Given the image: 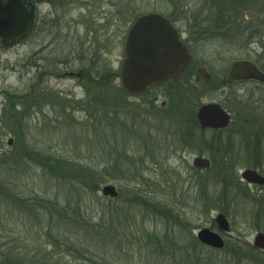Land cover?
<instances>
[{
    "label": "rangeland",
    "instance_id": "374dc122",
    "mask_svg": "<svg viewBox=\"0 0 264 264\" xmlns=\"http://www.w3.org/2000/svg\"><path fill=\"white\" fill-rule=\"evenodd\" d=\"M38 1L39 20L50 18L53 8L47 2L49 0ZM60 1L64 2L58 5L54 17H60L61 25L54 36H42L40 30L37 35L34 30L27 40L13 47L4 48L0 45L1 156L7 157L13 151L17 152L19 145L25 142L37 150L74 160L84 167L103 169L109 166V150L118 149L120 146L129 151L124 161L132 167L127 164L132 170V175L123 179L109 177L101 184L100 190L105 184L117 187L121 198L118 197L113 205H126L129 193L143 191L161 202L168 203L173 211L187 219L188 224L184 230L177 227H174L175 231L171 229L175 237L180 236L182 240L188 241L191 237L189 235L196 236L202 228L216 230L213 226L214 218L223 211L205 210L203 197L206 194L204 192H207L206 196L219 195L221 187L216 182L219 174L224 176L226 173L208 167L198 174L196 170L199 169L193 165V157L203 151L209 153L207 150H211L212 132L201 133L193 124H188L185 118L192 114L184 113L185 111L172 113L170 106L169 109L168 106L165 107L168 103V85L156 86L144 95L124 96L120 79H113L114 72H119L121 68L124 54L121 46L116 47V44L121 38L125 41L126 34L138 15L157 12L171 17L174 24L183 31V38L190 39L194 70L205 67L212 76L210 83L205 84L206 87L202 90L204 95L200 103L216 102L248 116L252 114L251 109L262 114L264 106L262 104L259 109L258 102L252 103L250 108L247 102L243 103V96L254 92L255 100H262L264 85L244 82L227 86L221 84V80L234 60L247 57L253 60L262 53L264 38L248 40L245 27L239 29V26L231 31L217 29V33L220 31L219 34H223L213 35V12L216 11L206 0ZM71 1L73 3H70ZM239 16L241 20H247L246 25H264V12L254 14L253 9H245L241 15H237ZM70 22L73 23L72 26ZM47 23L46 20L44 27ZM203 30L206 35L200 37L201 34L197 33H202ZM91 39H95V43H105L107 47L106 54H97L103 61V67L94 61V67L86 68L82 80L60 76L65 71V64L74 71L90 64L89 58L93 50L89 49L94 47ZM57 42L59 48L64 51L58 57L51 53L54 46L50 45ZM42 44L48 45L50 50L41 48ZM98 46L97 44L95 48H99ZM72 52L75 54L72 55ZM94 74L98 77L95 82L88 76L92 77ZM194 76L191 79L195 83ZM85 78L88 79L85 81ZM90 80L92 85L102 87L105 94H102L101 98L105 101L98 99L99 89L91 88ZM195 85L198 86L196 83ZM196 94L195 92L192 97ZM92 97L97 98L94 102L96 105L86 103L84 106L83 103ZM148 101L155 102V108H152L151 104H144ZM239 101L242 103L238 104ZM110 104L117 112V126L111 133L108 127H102L103 131L100 129L99 136L95 134L91 123L97 119L101 120L103 110ZM96 106H103V112L93 118L88 112L92 107L97 110ZM184 126L190 129L188 135ZM230 138L231 136L228 138L231 141ZM186 145L188 147L185 148ZM253 161L251 150L250 156L240 159L235 172L239 181L245 185L243 189L246 195L248 192L255 197H262L263 187L241 181L240 178L241 171ZM15 167L14 170L10 163L0 164V183L5 181V185L0 184V257L20 254L31 260H40L42 264H170L166 260L167 257L151 255L146 249L149 244L142 241V246L138 247V244L130 242L129 238H125L122 243L120 241L123 244L121 246L116 238L113 241H103L100 238L88 240V236L82 233L78 243L83 249L81 253L67 249L65 245L70 242L69 238L63 241L65 245L63 242L56 244L48 234L49 230L53 233L55 228L50 229L49 217L40 216V210L38 213L33 210L34 199L45 197L54 200L59 197L60 202H65V197L70 195L74 199L77 193L74 184L58 181L44 173L36 163H31L25 174L22 173L21 166ZM134 170L139 174L135 176ZM139 175L142 178L136 179ZM197 179L204 185L203 191H200ZM227 188L228 198H233L234 201L228 208L229 213L223 212L230 220L232 230V235L225 238L226 245L231 248L235 239L252 244L256 233L264 231V219L260 218L261 223H258L261 229L255 228L257 218L253 214L254 203L250 201V197L247 198L244 193L240 194L241 191L238 188L236 191L234 186ZM100 190L97 195L87 197V211L83 209L84 214L93 218V223L99 222L100 211L105 205L112 204L109 202L110 198L102 195ZM20 197L28 199L27 204L20 201ZM73 204L75 205L74 202ZM129 215L140 226H148L161 234L166 231L167 225L164 221L145 215L139 208L131 207ZM71 230L63 229L61 232L64 233L63 236H69ZM143 247L146 250H143ZM224 254L219 253L220 256Z\"/></svg>",
    "mask_w": 264,
    "mask_h": 264
},
{
    "label": "trees",
    "instance_id": "16d2710c",
    "mask_svg": "<svg viewBox=\"0 0 264 264\" xmlns=\"http://www.w3.org/2000/svg\"><path fill=\"white\" fill-rule=\"evenodd\" d=\"M243 1L245 2L243 3ZM206 2L216 11V13L213 12L215 17V22L212 24L214 27L213 35L223 34H219L220 31L217 33V29L231 31V29H237L239 26V29L245 27L244 31H246V34L248 35V40H254L255 38L261 40L264 38L263 24L246 25L247 20L243 18L241 20V16L237 17V15H241L242 10L245 9H253L254 14L264 12V0H206ZM231 7L233 8L231 9ZM218 11H221V13ZM237 20L241 21L238 22ZM261 51L262 53H259L254 57L253 61L259 64L264 70V45ZM192 69L193 65L189 68L185 78H188L187 76L191 74ZM204 87L206 86L199 87L194 83L188 84V79L187 81L183 79L182 82L178 81V83H169V93L167 96L168 103L165 107L168 106V109L171 107L172 109L170 111L172 113L185 111L184 113L192 114V116L189 115L190 117H186L185 120L188 124L193 122L198 129L199 125L195 120V114L196 108L201 104L200 101L204 95V93H202ZM121 90L123 95H127V92L124 89L121 88ZM195 92L197 93L196 96L192 97ZM98 96H100V94H98ZM243 98V103L247 102L246 104L250 106V108L252 103L258 102L259 109H261L260 107L262 104L264 106V93L262 94V100L258 101L255 100V95L253 94H247L246 96H243ZM106 101L109 102L108 100ZM154 103L155 102L153 101H148L144 104L148 106L151 104L152 108H155ZM241 103V101L238 102V104ZM102 107L103 106H96L97 110L90 112L92 116H98L99 112L102 113L104 111V113H102L103 115L101 114V116H103L101 120L93 119L94 123H91L95 129V134H98L99 136H101L100 129L103 131L102 127H108V130H110L111 133L114 132L118 123L117 112L113 105H108L105 110H103ZM191 109H193V112H191ZM101 110L103 111L101 112ZM251 110L252 114L248 116L241 112H239L241 115L236 113L238 116H235V121L232 122V125L228 129L225 131L214 132L211 135V150L206 149L210 153L208 154L212 156V166L210 168H214L216 171L222 173L225 172L226 174H224V176L219 174L220 177H218L216 184L220 185L221 191L217 197L210 195L206 196L207 192H204L206 194H204L203 197V208L207 211L219 209L223 212L226 211V213H229L228 208L231 207L234 199L228 198L227 194L229 193L227 192V187L234 186L235 190L238 188L239 191H241L240 194L244 193L245 196H248L247 198L250 197V201L254 203V209L252 208L253 214L257 218V225L254 224V226L257 229H261V225L258 223H261L260 218L264 219V194L262 197H255L247 192L246 195V191L243 189L245 185L239 181L240 179L235 172L238 168L240 158L237 159L234 156L238 157L243 155L245 158V156H250L251 150H253L254 161L249 164V167L258 169L264 174V110H261L262 114L254 112L253 109ZM239 120L241 124L237 125L236 121ZM245 120L247 121L245 122ZM184 130L187 135L190 133L189 128L185 127ZM227 136L228 138L231 136V141ZM185 137L187 136L185 135ZM19 147L20 148L17 152L13 151L8 154L7 157L4 155L1 156L2 154H0V164L10 163V167L14 170L16 169L15 166H21V171L24 173L27 172V168L31 163H36L42 168L44 173L56 178L58 181L72 182L76 188L77 193L74 199H72L70 195L65 197V202H60L61 199L59 197L54 200L45 197H36V199H34L33 210H35L36 213L40 210V216L45 215L46 218L49 217V221L51 222L50 229L55 228V230L53 233L49 230L48 234H50L58 245L65 241V239L68 240L69 238L70 242L66 243V245L65 242L62 244L67 246V249L71 248L78 253H81L83 249L78 246V243L81 239L82 233H84L88 236L85 235L88 240L100 238L103 241H113L116 238L121 246L123 245L121 243L125 238L126 240L129 238L130 242H136L138 247L142 246L141 243L143 241L145 244H149L146 249L149 250L151 255L167 257L166 260L170 264H245L247 262L250 264H264V251L259 250V248L255 249L250 243L244 242L241 239H235L232 245L230 244L231 248H228L226 245L223 250L216 251L215 249L206 247L196 241L197 239L194 235H189L191 237L188 238V241L185 239L182 240V237L180 238L179 235V238H177V236L175 237L173 232L175 231L174 227H177L179 230H181V228L184 230L188 224V221H186L187 219L173 211L168 203L161 202L154 196L143 191H133L129 193L126 205H113L114 201L116 202L118 200V197L121 198L120 196L116 199H109V202L112 204L105 205L104 209H101L102 211H100L99 222L93 223V218L91 216L88 217L83 213V209L84 211H87V197L90 195H97L101 184H103L109 177L123 179L124 177L128 178L129 175H132V170L130 169L132 167L127 161L126 163L124 161L127 153L129 154L127 149H123L119 146L118 149L109 150V166L100 169L91 166L84 167L81 163L74 160H69L50 152L37 150L32 145H26L25 142L20 144ZM203 153L207 152L203 151L201 154ZM111 172H113V174H111ZM196 172L201 174L203 171L196 170ZM134 174L136 176V174L139 173L137 170H134ZM200 177L202 178L203 175ZM141 178L142 176L139 175L136 179ZM200 182H202V179ZM198 183L197 185H199L200 191H203L204 185ZM0 184L5 185V181H1ZM262 189H264V187ZM8 193L12 196L9 191ZM9 195H7V197ZM13 197H15V195ZM20 201L27 204L28 199L24 200V198L20 197ZM131 207H135L136 209L139 208L145 215L164 221L167 225L165 229L166 231L163 234L160 232L157 233L156 230H152L148 226L143 227L140 226L137 221L134 222V219L129 215ZM106 216L108 219H106ZM67 226H69L68 229ZM213 226H215V223H213ZM71 227L73 231L71 230ZM142 227L144 229H142ZM172 228L173 231L171 232ZM63 229H65V231L69 229L71 230L70 237L63 236L64 233L61 232ZM72 233L73 235L71 236ZM142 249L146 250L144 247ZM219 253L225 254L220 256ZM0 264L42 263L40 260H34V258L31 260L20 254H14L13 256L8 254L0 257Z\"/></svg>",
    "mask_w": 264,
    "mask_h": 264
},
{
    "label": "water",
    "instance_id": "95a60500",
    "mask_svg": "<svg viewBox=\"0 0 264 264\" xmlns=\"http://www.w3.org/2000/svg\"><path fill=\"white\" fill-rule=\"evenodd\" d=\"M34 10L31 0H0L3 46H12L29 35L34 25ZM178 33L171 20L160 13L143 14L134 21L125 40L120 70L121 83L128 93H144L155 84L176 81L185 73L192 55ZM209 79L207 69L200 68L196 75L197 84H205ZM249 79L264 83V73L255 62L240 59L232 63L225 82ZM196 117L202 129H225L231 122V113L216 102L200 105ZM193 165L203 170L210 167L211 162L209 158L197 156ZM240 177L249 184L264 186V175L255 169H243ZM101 192L113 199L119 195L113 184L104 185ZM215 221L220 232L205 227L198 230L196 236L198 241L217 250L225 247L222 233H229L231 225L224 213H218ZM253 246L264 249L263 231L257 232Z\"/></svg>",
    "mask_w": 264,
    "mask_h": 264
},
{
    "label": "flooded vegetation",
    "instance_id": "af4514ba",
    "mask_svg": "<svg viewBox=\"0 0 264 264\" xmlns=\"http://www.w3.org/2000/svg\"><path fill=\"white\" fill-rule=\"evenodd\" d=\"M32 2H33V4L35 5V12H34V14H35V18H34V25H33V29H32V31L30 32V34L25 38V39H22L21 41H24V40H27L28 39V37H30L32 34H33V31L35 30L36 32H37V35H38V32H39V30H40V32H41V35L42 36H44V35H48L49 37H52V36H54V34L57 32V30L60 28V25H61V22H59V19H60V17H57V16H55L54 17V15H55V13H57V10H58V5H60L61 4V2H64V1H60V0H49V1H47L51 6H52V8H53V12H51L52 13V16H50V18H47V19H45V18H42L41 20H39V18L37 17V14H38V12H37V7H38V5H39V1L38 0H31ZM42 1V0H41ZM70 3H73L72 1L70 2ZM171 19V22H172V24L176 27V29L178 30V32H179V34L181 35V37L183 38V36H182V34H183V31H181L175 24H174V21H173V19L172 18H170ZM48 21V23H47V25L44 27V22L45 21ZM72 22H70V26H72ZM200 29H201V27H199ZM199 29V30H200ZM197 34H201L200 35V37H204L205 35H206V33H204V30H203V32L202 33H200V32H198ZM212 35V34H211ZM211 35H208V36H211ZM184 39V38H183ZM92 40V43H93V48H91V49H89V51H92L93 50V54H92V56H91V58H89V61H90V64L89 65H87V66H81L80 68H78V69H76V71H74V70H72V69H69V68H67L66 66L68 65V64H65V71L62 73V74H60V76H62V77H68V78H75V79H77V80H82V78H83V74H84V71H86V68H93L94 67V61H97L98 62V66H100V67H103L102 65H103V61H102V59L100 60L99 58H98V56H97V54L98 55H104V54H106V46L104 45L105 43H103V44H100V43H95L96 41H95V39H91ZM189 41H190V39L188 38V39H184V42L187 44V46L189 47V49L191 50V52H192V49H191V46H190V44H189ZM99 45L98 47L100 48V50H99V48H95V46L96 45ZM0 45L2 46V47H4V48H9V47H6V46H3V44L1 43V41H0ZM50 45H53L54 47H53V49H51V53L54 55V54H56L57 55V57L60 55V54H62L64 51H63V49H60L59 48V46H58V42L56 43V44H50ZM91 45V44H90ZM121 46V48H122V50H123V52H124V40L121 38L120 39V41L116 44V47H120ZM43 47H45V48H47V49H49L48 48V45H45V44H42L41 45V48H43ZM59 48V49H58ZM50 50V49H49ZM98 50V51H97ZM73 54H75L74 52H72V55ZM123 57H124V54H123V56H122V61H121V64H122V62H123ZM193 60V59H192ZM99 69L100 68H98L97 70L99 71ZM102 69V68H101ZM199 69V68H198ZM198 69H196V72H197V70ZM260 69L261 70H263L261 67H260ZM89 70V69H88ZM87 70V71H88ZM96 70V74L98 73V71ZM103 70V69H102ZM228 70V69H227ZM195 70H194V67H193V69H192V72H191V74H189V76H187L188 78H185V76H186V74H187V72L186 73H184L181 77V82L183 81V79L184 80H186L187 81V79H188V84H190V83H193L194 81L191 79L194 75L196 76V73L194 72ZM264 71V70H263ZM209 72V71H208ZM227 72L228 71H226V73H225V75L223 76V79L221 80V84H224L225 83V81H224V79H225V77H226V74H227ZM89 74V73H88ZM96 74H94L92 77H91V75H88L90 78H92L91 80L92 81H97L98 80V77L96 76ZM209 74V73H208ZM195 76H194V79H195ZM209 76H210V79H209V81H208V84L210 83V81H211V79H212V76H211V74H209ZM119 78L120 79V75H119V72H114V75H113V79L115 78ZM86 79H88V78H85V81H86ZM91 80H90V86H91V88H95V89H99L98 90V94H100V96H98L99 98V100L100 101H102L103 100V98H101V95L102 94H105V92L103 91V89H102V87H96V86H94V85H92L91 84ZM244 82H254V83H256L257 85H259L260 83L259 82H257V81H255V80H249V81H235V82H233V83H244ZM264 85V84H263ZM120 87L122 88V85H121V81H120ZM87 89H88V86H87ZM88 91L90 92V90L88 89ZM112 94V93H111ZM247 94H249V95H251V94H253V95H255V93L253 92V93H247ZM107 95H108V93H107ZM96 99L97 98H94V97H92V98H90V100L88 99V100H86V102L85 103H83V105L85 106V105H87L86 103H88V104H93V105H95L94 104V102H96ZM155 100H157V98L155 99ZM103 101H105V100H103ZM102 101V102H103ZM163 105H165V102L163 103ZM225 108V107H224ZM226 110H228L230 113H231V121H235V116L237 115L238 116V114L239 115H241V113H239L240 111L239 110H237V109H233V111L231 110V109H227V108H225ZM95 109L92 107V108H90V112L91 111H94ZM90 112H88V113H90ZM236 113H238V114H236ZM92 117V116H91ZM93 117H96V116H93ZM195 120H196V118H195ZM247 120H245V122H246ZM196 122H197V120H196ZM237 122V125H240L241 124V122H240V120L239 121H236ZM239 122V123H238ZM189 124H193L194 126L193 127H195V124L193 123V122H191V123H189ZM197 124H198V122H197ZM232 124V123H231ZM199 125V124H198ZM195 129H196V127H195ZM200 130V132H204V133H206V132H212V134L214 133V132H219V131H225L224 129H222V130H220V129H218V130H216V129H201V128H198V131ZM224 133V132H223ZM185 148L186 147H188L187 145L186 146H184ZM198 156H201V157H207V158H209L210 159V161H211V163H212V156L211 155H209L208 153H203V154H200L199 153V155ZM196 157V156H195ZM235 158H237V159H241V158H244L243 156H238V157H236V156H234ZM253 168V167H252ZM215 227L216 228H218V226H216L215 225ZM215 229V228H214ZM223 235V237L224 238H227V236H229V235H232V233H231V231L229 232V233H223L222 234ZM226 242V241H225Z\"/></svg>",
    "mask_w": 264,
    "mask_h": 264
}]
</instances>
